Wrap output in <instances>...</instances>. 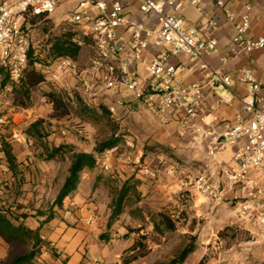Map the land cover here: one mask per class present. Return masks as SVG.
Here are the masks:
<instances>
[{
	"label": "built area",
	"instance_id": "1",
	"mask_svg": "<svg viewBox=\"0 0 264 264\" xmlns=\"http://www.w3.org/2000/svg\"><path fill=\"white\" fill-rule=\"evenodd\" d=\"M203 1L0 0V90L12 91L23 77L33 48L30 21L59 14L72 41L87 48L89 54L84 66L68 56L44 65L42 72L51 92L65 104L79 99L90 106L98 95L106 93L109 101L102 104L110 114L137 100L150 114L175 125L178 134L188 139L190 149L203 156L202 171L188 175L187 184L208 200L232 207L239 218L250 223L253 241L264 246L262 85L250 68L238 69L233 78L208 63L218 50L213 33L221 25L208 18L187 26L183 14L184 6L204 13ZM251 1L244 4L242 12L233 13L223 0H213L233 27L235 53L264 50V30L257 36L249 33ZM60 7H64L62 12ZM194 67L205 73L204 82L186 80V73ZM234 80L245 87L243 95L235 94L241 112L221 117L219 106L228 99L216 91L232 89ZM205 87L210 91L206 93ZM122 90L128 95H122ZM5 120L0 113V124ZM20 138L12 136L18 142ZM119 150V143L104 150V171L112 172L108 155ZM225 152L230 154L228 160L220 158ZM123 165L127 173L136 172L134 160L126 158ZM6 166V160L0 161V172L4 173ZM142 171L151 177L155 174L147 167ZM11 184L10 178L0 176L2 187ZM44 242L45 236L40 235L37 264H48L49 250Z\"/></svg>",
	"mask_w": 264,
	"mask_h": 264
},
{
	"label": "rangeland",
	"instance_id": "2",
	"mask_svg": "<svg viewBox=\"0 0 264 264\" xmlns=\"http://www.w3.org/2000/svg\"><path fill=\"white\" fill-rule=\"evenodd\" d=\"M30 25V58L35 71L41 74L42 67L56 58L51 52L54 38L68 27L59 14L37 17ZM88 54L87 48H81L77 57L80 66L86 64ZM50 87L44 78L33 84L26 107L13 104V91L0 90V113L6 118L0 124V150L7 143L16 158L14 169H3L10 173L12 184L9 188L0 185V190L8 193V197L0 198V210L14 220V215H27L29 209L32 216H41L44 222L89 204L97 223L91 246L102 249L106 261L103 264L165 263L191 237L195 249L182 264H264L253 252L250 223L239 218L229 205L214 203L187 184L188 175L202 171L203 156L190 149L188 139L181 137L174 125L150 114L137 100L110 114L103 108H87L79 99L74 104L56 101L51 98ZM107 95H98L94 103H107ZM122 95L128 94L122 90ZM35 120L40 121L39 136L28 137L25 130ZM15 134L22 136L21 141L12 139ZM108 139H116L120 145L118 153L108 155L112 172L101 167L104 151H95L98 143ZM57 147L59 153L49 158L50 149ZM74 152L93 153L96 164L90 173L94 182L80 193L84 203L71 204L75 197L71 193L58 206L54 199ZM0 155V160H6L3 152ZM126 158L136 163L135 173L125 171ZM144 167L153 169L154 176L144 174ZM123 182L129 183L130 189L121 212L109 226ZM20 195L26 197L25 203L17 201ZM163 216L171 220L173 229L165 227ZM23 249L15 246L10 252L16 254Z\"/></svg>",
	"mask_w": 264,
	"mask_h": 264
},
{
	"label": "crops",
	"instance_id": "3",
	"mask_svg": "<svg viewBox=\"0 0 264 264\" xmlns=\"http://www.w3.org/2000/svg\"><path fill=\"white\" fill-rule=\"evenodd\" d=\"M223 1L225 7L233 13L242 12L244 4L250 2V0ZM251 3L249 33L252 36H257L264 30V0H254ZM203 8L204 13H200L194 6H184L183 14L184 22L187 26L199 24L208 18H215L221 25L213 33L218 43V50L207 59L208 63L215 68L222 69L233 78H235L238 69L243 67L250 68L255 78L261 83L264 94V50L235 53L231 43L234 30L232 25L225 20L223 9L217 7L213 0H204ZM204 75L203 71L194 67L186 73L185 77L187 81L204 82ZM231 88L230 90L216 91L217 94H225L228 99L226 103L219 106L218 114L221 117H230L237 112H241L240 102L235 94L243 95L245 87L234 80ZM209 91L210 88L205 87V92ZM176 132L178 133L177 129ZM24 151L22 153L26 152ZM220 158L228 160L230 154L228 152L222 153ZM9 174V172H0V176L9 177ZM93 182L90 169H83L80 173L77 188L72 192L75 194L72 202L74 205L76 204L77 206V204L84 203L85 199L80 193L85 186L91 185ZM6 197H8L7 191L3 192L0 190V198L4 199ZM17 201L25 203L26 197L20 195ZM3 203L4 201H1V204ZM89 206V204H83L79 209H75L72 212L61 213L62 218L54 217L44 222L41 221L43 220L41 216H32L33 211L27 209V215L22 213H18L19 216L14 215L16 217L14 221L16 224L23 223L32 230H38L39 235L45 236L44 243L49 250V254H46L48 264H103L106 261H104L105 254L102 249L97 250L96 247L91 246V238L95 234V225L97 223ZM253 247L255 255L262 260L259 263H263L264 246L253 241ZM10 249L8 244L0 238V264L8 263L15 255L10 252Z\"/></svg>",
	"mask_w": 264,
	"mask_h": 264
},
{
	"label": "trees",
	"instance_id": "4",
	"mask_svg": "<svg viewBox=\"0 0 264 264\" xmlns=\"http://www.w3.org/2000/svg\"><path fill=\"white\" fill-rule=\"evenodd\" d=\"M80 50L81 47H79L72 41V33L69 30L65 31L60 36L55 37L54 41L51 44V52L55 57L68 56L70 58L77 59ZM0 72H2L1 69ZM43 78L44 74H40L35 71L33 67V61L30 58L20 83L12 90L14 93L13 104L22 107L28 106L30 104V87L36 82L43 80ZM5 82L6 77L2 81V84H5ZM51 94V98H55L56 101H59L61 99L57 94ZM82 105L87 108H103L106 112H108L105 105L103 104L90 106L82 103ZM39 123V120H35L29 124V126L25 130V133L28 137H30L29 135L39 136V131H37V125ZM115 143H117L116 139L105 140L97 144V146L95 147V151L102 152L105 149L113 146ZM58 148L59 147L51 148L48 157L54 158L55 155L59 153ZM0 151L3 152L6 161L8 162L9 168L14 169L16 158L10 146L7 143H3L2 149ZM95 164L96 158L93 153H72L70 164L68 167V174L65 176V179L54 199V203L58 206H61L63 200L77 188L81 171L83 169H93L95 167ZM129 189L130 184L127 182H123V185L121 186L119 193L114 200V210L108 221L109 226L112 219L121 212L124 198L126 197ZM161 220L167 229L174 228L173 223L168 217L163 216ZM0 238L6 244H8L10 248L20 246L24 247L25 249H23L19 253H16L10 259V261L5 264H37L35 262V257L38 254V246L40 243V235L38 230H32L23 223L16 224L12 217L8 215L6 211L0 210ZM194 249V238L191 237V240L180 250H178V252L171 259L161 264H182L187 256L194 251Z\"/></svg>",
	"mask_w": 264,
	"mask_h": 264
}]
</instances>
